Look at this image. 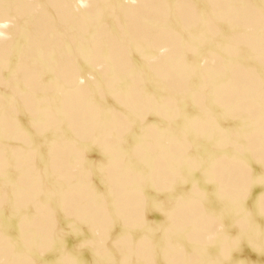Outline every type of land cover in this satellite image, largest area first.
Listing matches in <instances>:
<instances>
[{
	"label": "water",
	"instance_id": "1",
	"mask_svg": "<svg viewBox=\"0 0 264 264\" xmlns=\"http://www.w3.org/2000/svg\"><path fill=\"white\" fill-rule=\"evenodd\" d=\"M109 222L133 264H264V0H0V262Z\"/></svg>",
	"mask_w": 264,
	"mask_h": 264
},
{
	"label": "bare ground",
	"instance_id": "2",
	"mask_svg": "<svg viewBox=\"0 0 264 264\" xmlns=\"http://www.w3.org/2000/svg\"><path fill=\"white\" fill-rule=\"evenodd\" d=\"M41 85H43V83ZM47 86H49V84ZM45 93L46 94L56 93V91H45ZM45 93H42L41 95L45 97ZM95 226L100 229V232H99L100 234L103 232L107 233L106 234L107 242L106 243L104 242L103 243L104 247L100 248V252L103 253V255H105L104 256L105 259L102 261L99 258V257H101V255L98 252L97 253V256H98L97 263H96L95 259L91 260L89 258H86L85 262L83 264H133L132 234H131V231L129 232V223L123 222L121 224V227H119V226L116 227L111 222H109L107 225H103V224L97 225L96 224ZM64 229H67V228H64ZM64 229L62 228V230H64ZM91 229H92L91 226L84 225L79 234H74L67 229L69 231V233L67 235L68 237H65L64 240H60V241L56 242V244H57L56 247H58L60 252H61V249L63 251L62 260L65 264H79V259H77L78 256H76L79 248L84 247L85 249L89 250L91 245L94 243L93 238L90 237V236H92ZM3 235H4V231H0V237L3 238V239H0V241L2 243H4V240H5ZM159 236H160V234H153L151 236L149 243H148V246H147L148 253H147V255H145L146 257L149 256V250L152 246L151 244L153 243V241H157ZM12 240H15V238ZM6 242L8 243V239H6ZM63 242H64V245H63ZM60 243L62 246L59 245ZM108 248H110V249L108 250ZM211 251H209V252H211ZM105 252H108L109 254L108 253L105 254ZM212 253H213V251H212ZM28 255H30V260H29V262H26L27 264H36V262L38 264V261H40L39 263H41V264H48L50 262L48 257L45 255H41L40 259L36 254L34 255V254L30 253ZM85 256H86V253H85ZM207 256H209V255H207ZM75 259H77V260H75ZM154 259H155V255L153 256L152 261L156 264H159ZM207 259H209V258H207ZM98 261H100V262H98ZM216 261H218V260H216ZM216 261L214 259V262H216ZM153 262H151L150 264H154ZM208 262H210V261H208ZM23 263L26 264L25 262H23ZM0 264H4V263L0 262ZM144 264H147V263H144Z\"/></svg>",
	"mask_w": 264,
	"mask_h": 264
},
{
	"label": "rangeland",
	"instance_id": "3",
	"mask_svg": "<svg viewBox=\"0 0 264 264\" xmlns=\"http://www.w3.org/2000/svg\"><path fill=\"white\" fill-rule=\"evenodd\" d=\"M114 225V224H113ZM115 226V225H114ZM214 233L215 232H213V229L212 230H208V231H206V230H203V231H201V234H204V235H206V237H207V241H210V242H212V240H213V237H214ZM106 234L107 233H105V232H103V233H101L100 235H102L101 236V238H96L98 241H96V242H94L92 245H91V247L89 248V251H94V250H96L97 252H99L100 251V248H102V247H104L103 245V243L105 242H107V236H106ZM160 236H162V234H160ZM225 238V237H224ZM1 242V241H0ZM2 243V242H1ZM158 243V240L157 241H153V243L151 244L152 246H151V248H150V250H149V256H151V255H153V253H156L157 255L158 254H163L164 252L161 250V249H159V248H156L157 247V244ZM4 247H6L5 246V242L2 244ZM6 245H8V243L6 242ZM153 246H154V248H153ZM110 248H108V250H109ZM161 250V251H159V250ZM213 251V253H212V251ZM227 250V246L225 245V243H221V242H219L218 241V239H216V241H215V243L214 244H212V248L210 249V251L211 252H208V254L207 255H209V256H207V255H205V259L207 260H204V257L202 258V264H213V262H214V259H215V261L216 260H218V259H220V257H221V255L223 254V253H225V251ZM210 253V254H209ZM28 255V254H27ZM90 255H91V253H87V258H89L90 257ZM155 255V254H154ZM212 255V256H211ZM211 256V257H210ZM86 257V256H85ZM207 258H209V259H207ZM212 261H211V260ZM161 260H163V258H161ZM208 261H210V262H208ZM9 262V261H8ZM23 262H27L26 261V258L24 259L23 258V260H22V264H24ZM216 262H218V261H216ZM162 263L164 264V262L162 261ZM27 264V263H26Z\"/></svg>",
	"mask_w": 264,
	"mask_h": 264
}]
</instances>
